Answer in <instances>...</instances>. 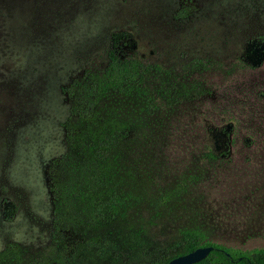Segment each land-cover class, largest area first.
I'll return each instance as SVG.
<instances>
[{
	"label": "rangeland",
	"instance_id": "374dc122",
	"mask_svg": "<svg viewBox=\"0 0 264 264\" xmlns=\"http://www.w3.org/2000/svg\"><path fill=\"white\" fill-rule=\"evenodd\" d=\"M119 45L200 88L142 138L131 222L161 252L185 229L264 247V0H0V264H112L91 234L53 227L63 88ZM210 153V155H207ZM102 238L123 254L115 228Z\"/></svg>",
	"mask_w": 264,
	"mask_h": 264
},
{
	"label": "trees",
	"instance_id": "16d2710c",
	"mask_svg": "<svg viewBox=\"0 0 264 264\" xmlns=\"http://www.w3.org/2000/svg\"><path fill=\"white\" fill-rule=\"evenodd\" d=\"M119 41L120 33H113L106 64L86 69L63 88L69 103L66 148L51 165L55 234L66 229L91 234L86 242L91 254L112 264H167L200 246L212 249L192 264H264V247L226 246L191 228L159 253L145 250L146 226L131 222L142 199L135 176L142 138L200 84L122 51ZM116 225L123 254L110 251L112 243L101 237ZM15 253L11 246L0 255L11 260Z\"/></svg>",
	"mask_w": 264,
	"mask_h": 264
},
{
	"label": "water",
	"instance_id": "95a60500",
	"mask_svg": "<svg viewBox=\"0 0 264 264\" xmlns=\"http://www.w3.org/2000/svg\"><path fill=\"white\" fill-rule=\"evenodd\" d=\"M212 249V246H200L197 247L196 249L185 253L178 255L171 260L167 262V264H192L197 261L202 260L205 258L209 251Z\"/></svg>",
	"mask_w": 264,
	"mask_h": 264
}]
</instances>
